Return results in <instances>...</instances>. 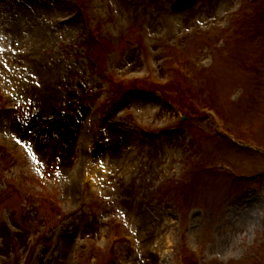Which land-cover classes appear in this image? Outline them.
Returning a JSON list of instances; mask_svg holds the SVG:
<instances>
[{"label":"rangeland","instance_id":"1","mask_svg":"<svg viewBox=\"0 0 264 264\" xmlns=\"http://www.w3.org/2000/svg\"><path fill=\"white\" fill-rule=\"evenodd\" d=\"M0 264H264V0H0Z\"/></svg>","mask_w":264,"mask_h":264}]
</instances>
